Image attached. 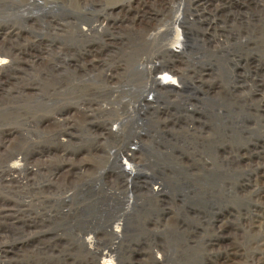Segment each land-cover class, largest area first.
I'll list each match as a JSON object with an SVG mask.
<instances>
[{
    "label": "rangeland",
    "instance_id": "rangeland-1",
    "mask_svg": "<svg viewBox=\"0 0 264 264\" xmlns=\"http://www.w3.org/2000/svg\"><path fill=\"white\" fill-rule=\"evenodd\" d=\"M54 1L65 23L71 0ZM95 1L78 22L122 28L40 35L111 53L0 71V264H264L247 247L262 239L247 218L264 167V0ZM168 74L173 87L156 84Z\"/></svg>",
    "mask_w": 264,
    "mask_h": 264
},
{
    "label": "bare ground",
    "instance_id": "bare-ground-1",
    "mask_svg": "<svg viewBox=\"0 0 264 264\" xmlns=\"http://www.w3.org/2000/svg\"><path fill=\"white\" fill-rule=\"evenodd\" d=\"M54 2H55L54 0H0V15L2 16L4 14L6 16L3 17L5 18L4 21L8 19L3 24L2 23L0 24V71L5 68L8 69L9 65L13 61L16 62V60H18L19 58L20 59L35 58L33 56H43L49 54L60 55L63 53L80 54L84 56L85 55L97 56L99 54L104 55L106 53L112 52L111 46L112 44H115V42L111 40L107 41L108 44L104 42L103 46H99V45L95 46L96 44L93 45L89 43L87 46L83 47V49H80V47L79 48L74 47V45L72 44H59V43L57 44L56 42L54 44L50 43L47 45L48 42L44 41L40 35V32L43 30L45 23L48 25V27H50L51 31L55 34V37H57V39L60 40L62 39L76 40L80 38H88L90 37L91 33H97V32L99 33L100 31L104 30L106 27L117 29L119 26L121 27V25L123 24V22H112L111 19H106L105 21L102 20V22L104 21L105 24H103L102 22L98 25H95L93 23L80 24L78 22L80 20L79 18L86 20L89 15L86 12H81L80 7L81 6L83 7V5L93 6L97 3V1L95 0H71V2L69 1L68 3H65L67 4V7H69L68 9L70 11V14H68L69 16H67L66 14L67 20L66 21L64 20L65 23L61 24L60 21L63 20H55L52 15L53 14L52 5L54 4ZM28 10H35V11L38 10L42 12V14L39 16L33 14L34 16H31L30 14L32 13L29 14ZM115 10L120 11L121 6L115 5L110 11L112 12ZM10 14L12 16H10ZM136 14H138L137 21L139 24H141L144 20V15L141 14L139 9L136 11L135 15ZM11 18L12 19L20 18L23 21V23L26 24L24 27L15 28L12 25V23H9V21H12ZM127 21L128 20H126L125 22ZM121 43H122L121 45L123 46V42ZM42 58L43 57H41V59ZM169 75L170 74L162 75L158 77L156 79V84L166 89L167 87L168 88L173 87L175 78ZM154 85L155 83L153 84V86ZM154 88H156V86H154ZM254 173L255 175L253 174L251 178H253V181L256 184L257 188L252 192V197L254 199L253 207L256 209L253 211V213L251 212V215H249L247 219L249 221V226L252 228L251 232L255 231L256 229L257 230L256 232L258 234L257 237L260 236L262 239L260 241H257L255 239L256 235L252 234V237L254 239L250 242L247 241L248 242L247 247L250 244L249 249L260 252L261 253L260 255H262L261 257H263L264 232L262 229H264V213H262V211H264V167L261 169H257L256 172ZM118 230L119 227L116 230H114V234L118 235L117 234ZM258 261L261 262V259H258Z\"/></svg>",
    "mask_w": 264,
    "mask_h": 264
}]
</instances>
